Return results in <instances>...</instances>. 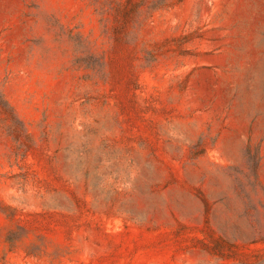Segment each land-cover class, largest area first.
I'll return each mask as SVG.
<instances>
[{
  "label": "rangeland",
  "instance_id": "374dc122",
  "mask_svg": "<svg viewBox=\"0 0 264 264\" xmlns=\"http://www.w3.org/2000/svg\"><path fill=\"white\" fill-rule=\"evenodd\" d=\"M0 264H264V0H0Z\"/></svg>",
  "mask_w": 264,
  "mask_h": 264
},
{
  "label": "trees",
  "instance_id": "16d2710c",
  "mask_svg": "<svg viewBox=\"0 0 264 264\" xmlns=\"http://www.w3.org/2000/svg\"><path fill=\"white\" fill-rule=\"evenodd\" d=\"M1 101H2V99H1Z\"/></svg>",
  "mask_w": 264,
  "mask_h": 264
}]
</instances>
